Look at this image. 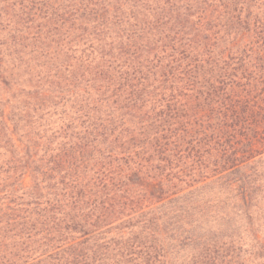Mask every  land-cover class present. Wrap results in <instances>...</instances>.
<instances>
[{"label": "trees", "instance_id": "obj_1", "mask_svg": "<svg viewBox=\"0 0 264 264\" xmlns=\"http://www.w3.org/2000/svg\"><path fill=\"white\" fill-rule=\"evenodd\" d=\"M0 264H264V0H0Z\"/></svg>", "mask_w": 264, "mask_h": 264}]
</instances>
